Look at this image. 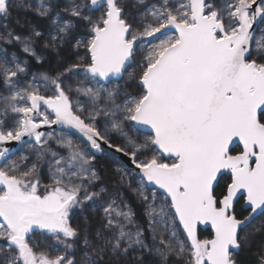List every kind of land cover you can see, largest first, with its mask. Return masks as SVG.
I'll return each mask as SVG.
<instances>
[{"label":"snow or ice","instance_id":"snow-or-ice-1","mask_svg":"<svg viewBox=\"0 0 264 264\" xmlns=\"http://www.w3.org/2000/svg\"><path fill=\"white\" fill-rule=\"evenodd\" d=\"M56 7L39 0L35 9L54 26L45 48L59 55L82 22L76 63L29 79L27 62L0 49V264H78V245L79 264H105L106 256L112 264L130 249L137 260L149 253L178 264H238L234 251L255 235L244 230L264 216V0H71L53 16ZM8 11L0 0V14ZM61 13L70 19L61 23ZM40 35L9 31L0 40L39 62L32 41ZM125 73L123 85L103 83ZM131 83L136 92L127 91ZM53 125L62 130H41ZM111 133L124 143L114 145ZM11 142L27 145L15 159ZM102 143L138 170L117 168L116 183L137 180L151 244L119 189L89 191ZM241 198L250 211L238 218ZM88 202L103 212L95 236L87 222L71 223L72 211ZM201 224L211 226L210 239L198 237ZM256 264H264V248Z\"/></svg>","mask_w":264,"mask_h":264},{"label":"trees","instance_id":"trees-1","mask_svg":"<svg viewBox=\"0 0 264 264\" xmlns=\"http://www.w3.org/2000/svg\"><path fill=\"white\" fill-rule=\"evenodd\" d=\"M48 0H45L47 3ZM77 2H83V0H77ZM22 3L24 6H18ZM53 3L57 7L53 11V16L56 12H60L67 4L71 3V0H53ZM38 0H10L9 1V11L7 15L0 14V33L6 34L11 31L17 35L28 36L33 31L40 32L39 37H34L32 43L36 56L41 57L40 61L37 62L36 58L33 56H28L22 51V46L18 43H5L0 40V49H3L5 54L11 59L15 57L20 62H27L28 68V78H31L33 73H43L50 76H55L64 69L77 62L76 52L73 49L77 39L86 35V31L83 28L82 22H75L71 34L65 39L61 47L59 48V55L50 49H46L45 45L49 44L51 41V36L55 34L54 26L51 22V17H41L36 14V7L38 6ZM31 5V8L27 7ZM99 12H95L94 15H98ZM65 19H70V17L64 16L61 13V23ZM81 54L83 49L80 50ZM139 57L137 58V60ZM138 67L137 63H132L128 68L131 72L136 70ZM125 80H127V73L124 74V79L119 80L117 83L123 85ZM111 88V85H106ZM0 90H2V85H0ZM128 92H136L137 84L131 83L127 87ZM99 128L101 132L104 129L103 118L100 119ZM60 132V131H56ZM145 134V133H143ZM143 134L141 139H143ZM73 139H77L73 136ZM79 143L80 140H77ZM111 142L114 145H122L124 143V138L119 136L117 133H111ZM53 148H56V144L53 142ZM27 148V145L23 146L20 150L10 155V159H15ZM138 159H144L143 156H139ZM123 167V165L116 160L110 152H102L100 155L95 156L94 168L97 172L99 179L95 182V186L90 188L89 191H99L101 187L106 188L108 193H114L119 189V198H122L123 202L131 208L133 212L132 221L133 225H138L145 230L146 242L151 244V233L148 231L147 216L145 214V203L139 198V194L135 191L138 187L137 180H131V187L127 186V181L125 184L119 185L116 183L118 176L116 169ZM124 168V167H123ZM125 169V168H124ZM45 174L47 169L45 168ZM131 175L134 171L126 170ZM227 177H222L216 187V193L219 194L223 185L225 184ZM43 182H47L46 179ZM150 190V189H149ZM103 200H107V196L102 197ZM100 203V201H97ZM235 212L238 218H243V216L248 214L247 210L243 208V199H240L235 207ZM87 222L89 225L88 233L90 236H95L98 229H103V212L91 202L83 205L82 208H77L71 213V223L75 226L77 224L83 226ZM132 227V225H129ZM259 229V231H256ZM244 232L253 233L255 235L252 237L251 246H245L241 250L234 252V255L238 261V264H256L258 259V252L264 248V216H259L247 225ZM244 232L241 235H244ZM83 234V228H82ZM198 237L201 239H210L211 233L209 230H201L198 233ZM77 262L81 261L83 257V249L81 246H77L74 250ZM91 251V249H89ZM140 254L135 251V249H130L126 256H122L117 261L116 258L112 259V264H178L174 256L169 257L165 262L154 254L144 253L141 260H137L136 257ZM109 257H105V264H108Z\"/></svg>","mask_w":264,"mask_h":264},{"label":"water","instance_id":"water-1","mask_svg":"<svg viewBox=\"0 0 264 264\" xmlns=\"http://www.w3.org/2000/svg\"><path fill=\"white\" fill-rule=\"evenodd\" d=\"M113 81H117V80H113ZM103 83L108 84L109 82H103ZM53 129H55V131H58V130L61 131L62 130L59 126H55V125H53L52 128H47L46 127L44 129H41V130H43V131H52ZM72 131L74 132V130H72ZM148 132H150L149 129H144L143 130V133H145V134H147ZM75 136L78 137L79 134L77 133ZM24 139L27 140L28 138L25 137ZM80 140H82V138H80ZM84 143H86V141ZM5 146L12 148L13 151H12L11 154L17 152L18 150H20L22 148L21 145L18 142H11L10 144L5 145ZM235 147H238V148L240 147L238 142L232 146V149L235 148ZM102 149L106 150V151H110L111 153H113L115 155V157L123 163V165L125 166L126 169H128V170L132 169L134 171H138V170L134 169V165L131 164V162H130L128 157H124L123 154H120V153H115L114 149H109L108 146L104 145L103 143H102ZM92 151L94 152V150H92ZM94 153L95 154H99V152H94ZM221 177H219V180H220ZM146 187L148 189L152 190L155 186L148 185ZM248 210H250V209H248ZM200 230H209L210 233H212V229H211L210 225H204V224L198 225L197 226V234H198V231H200ZM234 252H237V251H234Z\"/></svg>","mask_w":264,"mask_h":264},{"label":"flooded vegetation","instance_id":"flooded-vegetation-1","mask_svg":"<svg viewBox=\"0 0 264 264\" xmlns=\"http://www.w3.org/2000/svg\"><path fill=\"white\" fill-rule=\"evenodd\" d=\"M58 131H59V130H58ZM75 137H76V136H75ZM76 138H77V137H76ZM79 140H80V139H79ZM89 150L92 151L91 149H89ZM238 150H239L238 147H235V148L232 149L233 153L237 152ZM102 152H110V151H106V150H103V149H102V151H100L99 154H95V153H94V154H95V156H97V155H100ZM110 153H111V152H110ZM13 154H14V153H13ZM112 154H113V153H112ZM10 155H11V154H10ZM113 156L115 157L114 154H113ZM115 158H116V157H115ZM116 160H118V159L116 158ZM118 161H119L121 164H123L120 160H118ZM123 166H124V165H123ZM124 168H125V166H124ZM125 169H126V168H125ZM126 170H128V169H126ZM130 171H134V170L131 169ZM222 177H225V176H222ZM222 177H221V178H222ZM221 178H220V179H221ZM216 187H217V186H216ZM241 199H243V198H241ZM237 202H238V201H237ZM236 204H237V203H236ZM235 207H236V206H235ZM247 211H250V210H247ZM258 217H259V216H257L256 218H258ZM200 231H201V230H200ZM198 233H199V231H198Z\"/></svg>","mask_w":264,"mask_h":264},{"label":"rangeland","instance_id":"rangeland-1","mask_svg":"<svg viewBox=\"0 0 264 264\" xmlns=\"http://www.w3.org/2000/svg\"><path fill=\"white\" fill-rule=\"evenodd\" d=\"M10 0H8V2H9ZM38 2H39V0H38ZM100 14V13H99ZM98 14V15H99ZM138 58V57H137ZM119 80H117V81H112L111 83H108V84H110L111 85V87H113V85L114 84H116L117 82H118ZM108 84H105V86L106 85H108ZM123 165V164H122ZM124 167V166H123ZM137 182V181H136ZM137 184H138V182H137ZM146 194L149 196V199H151V195H152V190H149L147 187H146ZM77 209V208H76ZM75 210V209H74ZM158 232H159V230H158ZM201 239V238H200Z\"/></svg>","mask_w":264,"mask_h":264}]
</instances>
